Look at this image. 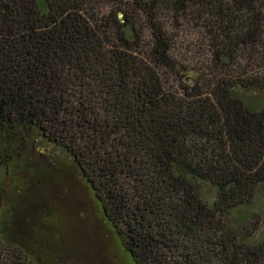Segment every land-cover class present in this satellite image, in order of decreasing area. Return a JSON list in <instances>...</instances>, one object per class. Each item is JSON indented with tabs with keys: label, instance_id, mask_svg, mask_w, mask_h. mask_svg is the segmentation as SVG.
I'll use <instances>...</instances> for the list:
<instances>
[{
	"label": "trees",
	"instance_id": "1",
	"mask_svg": "<svg viewBox=\"0 0 264 264\" xmlns=\"http://www.w3.org/2000/svg\"><path fill=\"white\" fill-rule=\"evenodd\" d=\"M256 94L264 0H0V174L58 149L136 264H264L232 215L264 184ZM5 190L0 264H43Z\"/></svg>",
	"mask_w": 264,
	"mask_h": 264
},
{
	"label": "rangeland",
	"instance_id": "2",
	"mask_svg": "<svg viewBox=\"0 0 264 264\" xmlns=\"http://www.w3.org/2000/svg\"><path fill=\"white\" fill-rule=\"evenodd\" d=\"M254 96L263 107L264 96ZM32 136L18 149L22 157L1 169V214L17 215V231L32 241L43 264H136L71 159ZM202 191L205 199L215 194L210 184ZM232 215L255 224L252 241L264 240V184Z\"/></svg>",
	"mask_w": 264,
	"mask_h": 264
}]
</instances>
